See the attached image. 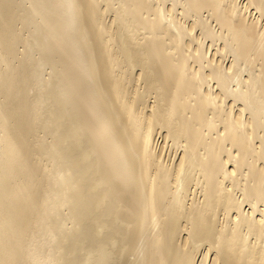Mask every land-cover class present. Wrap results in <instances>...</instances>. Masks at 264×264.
Returning a JSON list of instances; mask_svg holds the SVG:
<instances>
[{"label":"bare ground","instance_id":"obj_1","mask_svg":"<svg viewBox=\"0 0 264 264\" xmlns=\"http://www.w3.org/2000/svg\"><path fill=\"white\" fill-rule=\"evenodd\" d=\"M0 264H264V0H0Z\"/></svg>","mask_w":264,"mask_h":264},{"label":"rangeland","instance_id":"obj_2","mask_svg":"<svg viewBox=\"0 0 264 264\" xmlns=\"http://www.w3.org/2000/svg\"><path fill=\"white\" fill-rule=\"evenodd\" d=\"M248 207H246V209H247Z\"/></svg>","mask_w":264,"mask_h":264}]
</instances>
